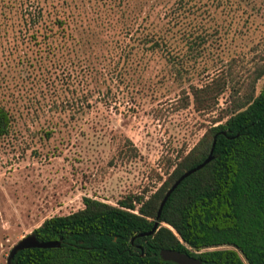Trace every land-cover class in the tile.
<instances>
[{
  "label": "rangeland",
  "instance_id": "obj_1",
  "mask_svg": "<svg viewBox=\"0 0 264 264\" xmlns=\"http://www.w3.org/2000/svg\"><path fill=\"white\" fill-rule=\"evenodd\" d=\"M219 76L198 109L192 86ZM263 87L264 0H0V264L84 197L151 196Z\"/></svg>",
  "mask_w": 264,
  "mask_h": 264
},
{
  "label": "trees",
  "instance_id": "obj_2",
  "mask_svg": "<svg viewBox=\"0 0 264 264\" xmlns=\"http://www.w3.org/2000/svg\"><path fill=\"white\" fill-rule=\"evenodd\" d=\"M263 75L259 72L254 82ZM227 79L192 86L198 109L219 104ZM229 117L210 126L148 198L130 196L112 205L84 197V207L55 215L33 230L55 248L19 251L16 264H177L162 249L186 252L203 264H264V87L238 101ZM12 115L0 105V137L10 133ZM215 158L184 179L169 197L152 230L161 203L173 184L210 155Z\"/></svg>",
  "mask_w": 264,
  "mask_h": 264
},
{
  "label": "water",
  "instance_id": "obj_3",
  "mask_svg": "<svg viewBox=\"0 0 264 264\" xmlns=\"http://www.w3.org/2000/svg\"><path fill=\"white\" fill-rule=\"evenodd\" d=\"M215 146H216V140H214L213 142V146H212V150L210 152V155L204 160V162H202L201 164H199L198 166H196L195 168H192L188 171H186L174 184L173 186L168 190V192L166 193L161 206L159 208V212H158V219L154 225V227L152 228L151 231L141 234L143 236L145 235H153L158 228L160 227V217L162 215V211L164 209L165 204L167 203L169 197L172 195V193L175 191V189L180 185V183L186 179L187 177H189L190 175H192L193 173L199 171L200 169H202L203 167H205L208 163H210L214 158V150H215ZM60 246V242L59 241H40L36 235H34L33 233L28 234L27 236L23 237L10 251V254L8 256V260H7V264H16L14 262V259L16 257V255L18 254L19 251L25 250V249H29V248H55V247H59ZM161 257L164 260L167 261H173L177 264H203V262L195 256H192L186 252H181L178 250H172V249H162L160 252Z\"/></svg>",
  "mask_w": 264,
  "mask_h": 264
}]
</instances>
